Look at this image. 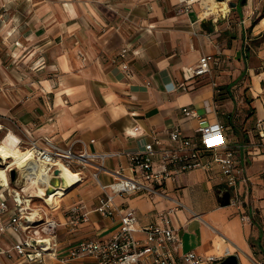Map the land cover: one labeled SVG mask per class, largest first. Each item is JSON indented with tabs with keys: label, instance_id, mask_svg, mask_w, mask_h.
<instances>
[{
	"label": "crops",
	"instance_id": "0c3cea01",
	"mask_svg": "<svg viewBox=\"0 0 264 264\" xmlns=\"http://www.w3.org/2000/svg\"><path fill=\"white\" fill-rule=\"evenodd\" d=\"M7 1L0 0V133H13L21 145L48 138L98 156L85 169L77 168L80 197L64 202L69 207L82 201L90 221L65 233L72 236L68 241L60 237L62 246L107 236L116 227L94 212L100 193L95 171L100 181L110 182L109 171L122 166L129 173L130 156L142 152L153 134L159 139L155 148H173L177 143L169 129L179 127L198 140L201 121L218 120L230 127L228 139L242 148L239 157L250 177L248 183L238 180V205L219 203L217 190L224 185L217 165L212 172L196 168L176 174L161 194L137 192L117 201L134 208L141 225L172 209L176 255L193 250L217 258L201 264H218L235 254L238 264H264V179L259 177L264 152L255 149L256 134L243 136L233 123L244 77L252 94L264 81V72L253 73L264 44L254 47L251 60L245 47L264 34L259 16L264 0L232 1L226 14L207 17H200L198 3L186 8L181 0H35L22 11H8ZM124 47L125 57L116 58ZM204 53L218 54L219 64L185 81L186 68ZM184 82L186 89L179 87ZM183 106L194 108L197 117H186ZM245 149L252 154L247 157ZM8 216L0 213V222ZM61 216L65 220L64 212L57 219ZM13 241L9 232L0 234V250ZM1 259L29 264L5 254Z\"/></svg>",
	"mask_w": 264,
	"mask_h": 264
},
{
	"label": "built area",
	"instance_id": "2783aa9c",
	"mask_svg": "<svg viewBox=\"0 0 264 264\" xmlns=\"http://www.w3.org/2000/svg\"><path fill=\"white\" fill-rule=\"evenodd\" d=\"M192 2L181 0L186 8H190ZM127 50L126 47L122 48L116 58L125 57ZM219 62L218 54H202L194 65L186 68L185 81L209 73ZM262 65L264 67V58ZM122 67L126 68V64ZM179 87L187 88L185 82ZM181 112L188 118L197 117L195 109L190 106H183ZM228 129L230 127L218 120L201 121L196 140L185 135L179 127H173L168 134L170 140L177 143L176 147L155 148L159 139L153 134L152 140L145 144L142 152L130 156L129 173H124V167L120 166L115 171H109L113 179L104 183L95 171L93 177L99 183L100 193L94 212L101 218L117 222L116 227L107 236L83 237L64 246L59 238V228L67 226L74 231L90 221V211L82 201L76 202L64 212L65 220L62 224L46 210L32 205L36 195L25 189L28 181L26 170L29 171L30 166H11L5 172L7 180L2 181L0 176V213H9L0 222V234L9 232L14 236V241L9 248L0 250V264H3L2 254L9 258L15 256L19 262L29 264H47L51 259L62 264H201L217 260L213 255L202 256L193 250L176 255L175 245L179 243V238L172 226V209L159 212L155 221L141 225L134 208L123 201H117V197L137 192L152 197L161 194V187L166 181L174 179L180 172L196 168L212 172L217 165V174L224 188L230 191V201L238 205V180L248 183L250 177L239 157L242 148L228 139ZM138 130L139 127H134V132ZM255 134L257 141L254 145L259 153L261 149L264 150V117L256 119ZM20 145L19 140V148ZM23 145L22 151H33L34 160L45 167L46 174L51 175L50 182L54 178L60 179V173L55 171L61 164L81 176L77 168L85 169L98 157L86 150L76 151L74 144L61 146L48 138H44L41 144L30 140ZM250 154V150L245 149V155L248 157ZM3 163L5 161L0 156V165L3 166ZM12 169H15L14 178L11 177ZM259 177L264 179V168ZM44 189L49 191L50 187L44 186Z\"/></svg>",
	"mask_w": 264,
	"mask_h": 264
},
{
	"label": "bare ground",
	"instance_id": "6f19581e",
	"mask_svg": "<svg viewBox=\"0 0 264 264\" xmlns=\"http://www.w3.org/2000/svg\"><path fill=\"white\" fill-rule=\"evenodd\" d=\"M193 1L198 3L200 17H207L210 15L218 16L230 10L226 0ZM0 156L5 161V163H3L4 165L0 167L1 180H7L5 172L12 167H22L23 165L30 166L29 171L26 170L28 181L26 183L27 185H25V189H31V191L34 192L33 195L42 198L44 202L49 205L51 210L60 208L62 199L68 195L71 189L82 181L80 173L74 172L68 166L61 164L59 168V177L62 180V184L51 183V175L46 174L45 167L34 160L33 151L30 149L22 151V149L19 148L18 137L13 133H9L0 142ZM44 186H49L50 191L46 192Z\"/></svg>",
	"mask_w": 264,
	"mask_h": 264
},
{
	"label": "rangeland",
	"instance_id": "374dc122",
	"mask_svg": "<svg viewBox=\"0 0 264 264\" xmlns=\"http://www.w3.org/2000/svg\"><path fill=\"white\" fill-rule=\"evenodd\" d=\"M229 1H231V2L235 1L236 2L237 0H229ZM7 2L10 4L8 6V9H9L8 11H22V9H24V7L26 5L30 6V5H32V4L34 5L36 3L35 0H8ZM227 4H228L229 8L231 9V6L228 3V1H227ZM259 16L264 17V2H263V7H262V10H261V13ZM248 43H246V46H245L246 52H247V59L251 60L249 56H255V54H256L253 51L254 47L261 46L264 44V34L258 38L252 39ZM262 57H264V56H257V58L255 59V66L253 69V73L260 74V73L264 72V67L262 65V61H263ZM244 60H245V58H244ZM263 75H264V73H263ZM243 80H244V82H241V84H240L241 92H240V96L237 97L238 98L237 99L238 100L237 101V108L234 112L233 123L235 124L236 129L240 132L241 135H243V136L250 135L253 137V135L255 134V121H256L257 117H264V81L261 82V89L258 88V92L256 94H252L251 89H250L249 78L247 76H245ZM255 105H257V107H259L260 115L257 113V108ZM1 130H2V126H1L0 131ZM232 131L235 133V130L232 129ZM5 134H6V132H3V131L0 133V142L5 137ZM23 146L24 145H20V147H21L20 149L24 148ZM263 152H264V150L261 149V151L259 153H263ZM1 166L2 165H0V167ZM86 173H87V171L84 170L83 176L85 177V180L90 179L89 173H87V174ZM14 176H16V174H14ZM51 183L62 184V180L54 178L53 180H51ZM79 188L81 189V184L77 185L76 187L71 189V191L68 193V195H66L62 199V201L60 202L61 208H59V210H57V211L51 210L49 208V206L44 202V200L40 197H37V196L33 197L34 199H33L32 205L35 206L36 208H41L43 210H46L48 213H50L49 215H52V216L58 218V212L63 213L68 208V206L65 207V204H64V202L66 200H71V203H72L74 200H76L78 197H80L82 192H77V189H79ZM28 191H30L31 193H34L31 191V189H28ZM46 192H48V191H46ZM60 221L62 224L64 223V219L62 216H61ZM76 230H77V228L74 231H71L69 227L61 226L58 230L59 238L61 237L63 240L68 241V238L70 239L72 236H65L64 234L69 232V231L74 233V232H76ZM60 241H61V245H63V242L61 239H60Z\"/></svg>",
	"mask_w": 264,
	"mask_h": 264
},
{
	"label": "water",
	"instance_id": "95a60500",
	"mask_svg": "<svg viewBox=\"0 0 264 264\" xmlns=\"http://www.w3.org/2000/svg\"><path fill=\"white\" fill-rule=\"evenodd\" d=\"M218 1H222V0H218ZM230 5L234 6L235 3L231 2ZM59 172H60L59 169L55 171V173H59ZM14 174H15V169H12L11 170L12 178H14ZM217 195H218L219 203L221 205L224 206L230 204V191L227 188H219L217 190ZM218 264H238V258L235 254H229L225 256Z\"/></svg>",
	"mask_w": 264,
	"mask_h": 264
}]
</instances>
